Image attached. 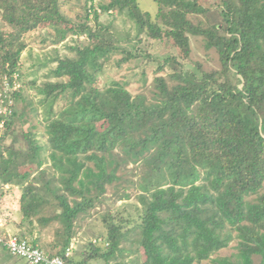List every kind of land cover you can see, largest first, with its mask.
<instances>
[{
    "label": "trees",
    "instance_id": "obj_1",
    "mask_svg": "<svg viewBox=\"0 0 264 264\" xmlns=\"http://www.w3.org/2000/svg\"><path fill=\"white\" fill-rule=\"evenodd\" d=\"M64 1L0 0V79L15 75L20 84L0 136V190H22L14 236L30 237L47 256L72 264L108 263L128 235L143 264H264V0H152L154 18L136 0H106L97 8L95 0H76L84 7L76 20L63 14ZM111 11L134 26L126 42L140 43L143 35L160 55L118 46L98 22ZM35 31L53 64L47 76L54 81L39 86L21 71L25 36ZM68 36L81 41L72 39L79 43L66 48L74 55L61 57L58 46ZM190 37L216 52L217 69L192 63ZM115 55L117 68L142 60L141 70L152 64L169 81L154 78L153 101L133 97L126 82L102 84ZM27 85L37 90L36 107L23 95ZM28 106L41 118L45 145L31 130L16 129ZM47 162L54 174L39 186ZM128 164L139 171L135 183L127 181L140 192L136 224L124 231L103 216L105 251L91 245L87 259L73 262L65 253L76 220L96 207L106 186L117 189V172ZM129 197L123 191L118 200ZM52 223L46 243L41 232ZM234 241V254L213 258Z\"/></svg>",
    "mask_w": 264,
    "mask_h": 264
},
{
    "label": "rangeland",
    "instance_id": "obj_2",
    "mask_svg": "<svg viewBox=\"0 0 264 264\" xmlns=\"http://www.w3.org/2000/svg\"><path fill=\"white\" fill-rule=\"evenodd\" d=\"M136 2L140 10L149 13L151 17L154 18L157 12L156 3L152 0H136ZM103 3H106V0L104 2L103 0H95L93 5L97 8ZM64 4L65 5L62 8L64 15L73 20H76L77 17L83 18V3H77L76 0H65ZM89 19H92V15H90ZM98 22L102 27L109 28L110 34L115 39L119 40L118 46L123 49L129 51L133 47L139 46L141 49L153 53V55L157 56V54H159L158 46L154 45L153 42L148 41L143 35L139 36L140 43L134 41L126 42V40H124L126 37L132 38L135 35L134 26L127 18L124 17V15H117L116 12L111 11L105 14H100ZM93 25H95V23H93ZM76 37L77 36H68L64 42L65 44L62 43L58 46L59 56L74 55V53L67 50L66 46L73 47L78 44L79 42L72 41V39H78L77 41H81V39L79 40V38ZM25 40L28 43V49L24 51L22 56L23 64L21 71L26 75V80L31 81L35 79L36 86H39L48 80L54 81L53 78L47 76L49 69H51L53 65L49 64V61L52 59V54L49 51L50 47L43 49L44 46L39 43L38 31L27 34L25 36ZM190 43V60L192 63H199L202 69L206 71L217 69L219 67L216 52L214 50H205L200 38L190 37ZM119 58L120 55L113 56L111 58V63L104 66L103 73L101 75L102 84L107 85L110 81H117L120 83L126 82V88L133 97L143 95L148 101H153L154 78L162 76L164 79L169 81L168 73L166 71H160L155 74V66L152 64L143 66L141 70L139 66L141 65L142 60H135L129 64H124L121 68H117L114 66V60ZM41 62L45 63V66L37 69V66L39 67L38 64ZM191 67L194 68V65H186L184 69H189ZM1 81L2 80L0 79V84ZM23 95L32 101L31 107H36L35 103L38 101L39 96L35 87L28 85L25 86ZM21 105L22 104L19 103V106ZM31 107L28 106L26 109V116L23 119L25 120V123L23 122V126L21 127L17 124L16 129L18 132L21 131V128L22 130H31L30 132L35 135V138L38 139L39 143L45 145V138L43 137V123L38 115L31 112ZM31 126H34L35 128L30 129ZM116 153H118V151H116ZM50 165V162H47L44 165V168L47 169L46 173L43 177H41L40 182H37V185L41 186L45 181L51 179L52 174H54V170L50 167ZM90 166L92 167V165ZM138 173L139 171L131 164L122 167L121 170L117 172V175L122 177L119 186H116L117 189H113L112 186H106V193L100 198V202L96 204V207L89 211L87 216L79 217L76 220L73 248L69 250V257L73 262H79L81 259H87L89 254L92 253L91 245L97 247L102 253L105 251L107 229L103 222V216H111L114 223L118 225L121 224L123 226L124 231L131 229L136 224L138 216L142 212V205L138 200L140 192L135 188V186L127 183V181L135 183ZM115 184H113V186ZM1 190L0 191L2 192L3 197V201L1 203H3L2 207H4L3 211L0 212V214H2V218L6 213H9L13 216V218L15 217L21 219V213L18 209V200L22 193L21 188L17 186L16 189L15 187H9L7 190ZM123 191L129 194V199L118 200L119 195H121ZM56 227L57 224L52 223L41 232V237L46 243L52 241V231ZM127 237L125 238V241L122 240L119 246V248L122 249V252L121 254L117 253L116 258L110 259L108 263L103 259L92 258L86 261L85 264H134L136 258V261H139V264H143V252L139 250L138 253H132V251H136L135 249H137V245L131 244L129 240L133 238V236L128 235ZM25 240L29 243L31 241L30 237H26ZM236 244V241L232 242L228 248L219 251L213 256V258L234 254L236 252ZM9 256L10 255L7 254L5 249L0 247V264H4L3 262H5V258ZM22 261L19 260L18 263L23 264Z\"/></svg>",
    "mask_w": 264,
    "mask_h": 264
},
{
    "label": "built area",
    "instance_id": "obj_3",
    "mask_svg": "<svg viewBox=\"0 0 264 264\" xmlns=\"http://www.w3.org/2000/svg\"><path fill=\"white\" fill-rule=\"evenodd\" d=\"M20 87L17 76L12 77L10 82L7 77L2 79L0 87V136L4 132L6 119L12 115L13 98L12 95ZM0 247L14 258L21 259L25 264H72L65 259L55 256L49 257L42 250L32 246L28 241L18 239L14 235L2 232L0 222ZM70 256L69 250L65 253Z\"/></svg>",
    "mask_w": 264,
    "mask_h": 264
},
{
    "label": "crops",
    "instance_id": "obj_4",
    "mask_svg": "<svg viewBox=\"0 0 264 264\" xmlns=\"http://www.w3.org/2000/svg\"><path fill=\"white\" fill-rule=\"evenodd\" d=\"M13 187H15V189L17 188V186H12L11 188H13ZM8 188H9V186L6 185L2 189L3 190H7ZM1 191H0V194L2 193ZM12 198H14V197H12ZM2 201H3V197L1 195L0 203ZM2 205H3V203L0 204V212H2L3 209H4V207H2ZM20 221H21V219H18V218H15V217L13 218V216H11V214H9V213H6L3 218H2V214H0L1 230L5 234L16 235L19 232V229L16 227V225L18 223H20ZM72 248H73V243L69 247V250L72 249ZM9 257L5 258L6 260H5V262H3L4 264H19L18 262H19V260H21V259L18 260L17 258H14V257H11V256H9ZM22 262H23V264H25L24 261H22Z\"/></svg>",
    "mask_w": 264,
    "mask_h": 264
}]
</instances>
